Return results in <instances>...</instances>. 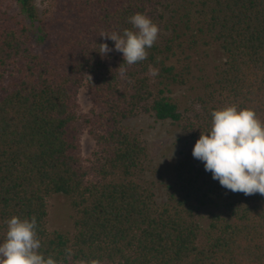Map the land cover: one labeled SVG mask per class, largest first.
Returning <instances> with one entry per match:
<instances>
[{"label": "trees", "instance_id": "obj_1", "mask_svg": "<svg viewBox=\"0 0 264 264\" xmlns=\"http://www.w3.org/2000/svg\"><path fill=\"white\" fill-rule=\"evenodd\" d=\"M159 7L163 0H55L44 8L0 0V241L8 219L35 217L39 251L56 264H264V196L225 189L187 155L159 203L137 177L147 148L125 126L147 114L180 124L195 144L226 106L252 109L264 123V0L192 1L169 14L168 35L158 33L145 60L129 66L121 56L109 65L112 52L102 56L99 44L114 42L100 35L135 31L136 13L159 26ZM200 45L225 59L202 80L186 117L170 94L192 69L173 60L190 59ZM82 87L92 102L85 116ZM84 130L96 144L89 166ZM59 195L74 212L72 233L48 229V200Z\"/></svg>", "mask_w": 264, "mask_h": 264}, {"label": "clouds", "instance_id": "obj_2", "mask_svg": "<svg viewBox=\"0 0 264 264\" xmlns=\"http://www.w3.org/2000/svg\"><path fill=\"white\" fill-rule=\"evenodd\" d=\"M134 30L101 34L114 42L100 45V54L115 50L122 53L123 63L133 65L147 58L158 38L159 27L148 16L136 13L129 17ZM156 75V71H153ZM123 75V73H122ZM211 128L196 141L192 156L203 162L212 179L232 192L245 196L259 193L264 196V123L252 109L226 106L212 112ZM37 221L13 216L6 221V233L0 241V264H56L39 251Z\"/></svg>", "mask_w": 264, "mask_h": 264}, {"label": "rangeland", "instance_id": "obj_3", "mask_svg": "<svg viewBox=\"0 0 264 264\" xmlns=\"http://www.w3.org/2000/svg\"><path fill=\"white\" fill-rule=\"evenodd\" d=\"M55 0H36L40 6H48ZM63 1V0H56ZM195 0H163V7H159V13H164L165 17L160 21L159 33L168 35L165 32V23L169 14H172L178 7H190V2ZM45 5H42L45 3ZM8 6V3L6 4ZM4 6V7H6ZM61 6V5H60ZM15 10V9H14ZM182 11V10H181ZM47 46V45H46ZM106 59L109 65L113 66L118 63L122 56L116 51ZM190 59L186 60L185 56L174 59L179 70L185 65H189L192 69V75L189 76V82L185 86L173 87L170 97H172L179 105L183 116H188L190 110L196 108L195 98L200 93L203 79L208 77L215 66L220 65L224 61V54L219 48H207L199 46L193 52L188 51ZM79 104V114L81 116L88 115L92 102L87 88L82 87L77 96ZM187 110V111H186ZM189 110V111H188ZM125 126L132 132L136 133L144 142L147 148V158L143 163V169L138 174V179L147 186L154 189L158 202L166 201L168 190L174 186L176 181L175 168L179 161L187 155H192L194 143L183 132L180 124H173L170 121H157L154 117L147 114H139L136 118L125 122ZM81 156L85 161V165L89 166V160L96 151L94 140L84 130L80 137ZM48 229L50 232H73L74 212L70 207L69 200L64 196H53L48 200ZM198 220L203 230L209 225V217L206 211L198 214Z\"/></svg>", "mask_w": 264, "mask_h": 264}]
</instances>
